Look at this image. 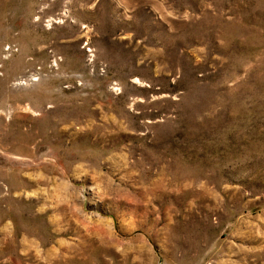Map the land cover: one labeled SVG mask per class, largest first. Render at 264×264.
I'll return each instance as SVG.
<instances>
[{
  "label": "rangeland",
  "instance_id": "rangeland-1",
  "mask_svg": "<svg viewBox=\"0 0 264 264\" xmlns=\"http://www.w3.org/2000/svg\"><path fill=\"white\" fill-rule=\"evenodd\" d=\"M0 264H264V0H0Z\"/></svg>",
  "mask_w": 264,
  "mask_h": 264
}]
</instances>
